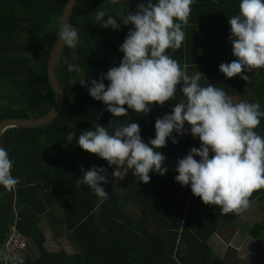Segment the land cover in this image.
<instances>
[{
  "label": "trees",
  "instance_id": "obj_1",
  "mask_svg": "<svg viewBox=\"0 0 264 264\" xmlns=\"http://www.w3.org/2000/svg\"><path fill=\"white\" fill-rule=\"evenodd\" d=\"M66 1L0 0V123L7 118L39 119L53 109L56 95L48 78L47 64L50 51L59 38L58 18ZM136 2L121 0L120 4L113 5L108 0H76L68 22L77 29L83 43L75 48L65 45L57 60L55 72L63 95L57 118L42 128L11 129L1 137L2 147L13 161L11 174L19 178V183L10 191L0 187V247L4 246L10 225L16 220L13 211L16 198L19 206L17 228L38 251L35 258L24 257V264H225L228 261V257L224 260L213 250L210 241L222 222L236 225L241 213L221 214L218 206L203 203L191 193L189 186H181L173 180L177 175L176 162L191 147H199L198 138L185 133L176 136L175 144L166 139L159 151L166 157L163 166L168 170L163 176L150 171L147 186L139 182L131 169L121 182H117L109 173L113 165L82 150L76 143L82 131L94 129L97 123L108 127L110 120L113 124L135 121L142 140L147 143L149 138H154L155 119L170 112L176 102L169 100L163 105L153 102L148 113L128 109L127 114L113 118L105 105L93 100L77 80L84 76L86 81L96 79L110 66L118 65L123 55L118 46L131 27L121 24L119 30L103 28L95 20V10L100 7L106 14L118 15L120 7L135 9ZM27 7L34 11L25 10ZM200 8L195 5V9ZM26 11L35 17L37 26L19 24L20 19L16 17L27 16ZM195 20L207 21L198 17ZM51 22L53 29L47 28ZM228 48L231 49V44L228 46L225 42L224 50ZM166 51L167 54L180 53L183 59L178 63L185 65L184 54L188 52L183 46ZM66 63L78 64L81 71H67ZM186 65H189L186 71L201 70L202 63ZM217 66L218 63L208 62L204 69L217 72ZM237 76L226 78V81L233 83ZM8 83L12 91L3 92L4 84ZM104 83L107 85L108 81ZM261 85L264 86V81ZM260 97H263L264 107V93ZM180 98L177 85L176 100ZM185 127H189L187 123ZM257 129L264 136V118ZM108 130L111 132V127ZM92 166H103L107 170L108 183L101 184L107 198L97 197L80 179L81 167L87 171ZM168 176L169 186L163 188ZM166 189L172 192L173 205L170 207L165 205L163 197ZM150 194L153 197L148 199L151 203L147 208L162 217V226L153 219L135 218L125 205ZM249 199L250 202L257 199L264 206V189L255 190ZM52 207L60 210L64 227L79 246L75 255L63 251L52 253L45 247L46 239L38 224ZM260 232H264V219L262 224L257 222L250 228L252 236Z\"/></svg>",
  "mask_w": 264,
  "mask_h": 264
},
{
  "label": "clouds",
  "instance_id": "obj_2",
  "mask_svg": "<svg viewBox=\"0 0 264 264\" xmlns=\"http://www.w3.org/2000/svg\"><path fill=\"white\" fill-rule=\"evenodd\" d=\"M108 2L118 5L121 0ZM194 3L195 0H138L134 12L125 9L110 15L103 8L95 10V20L103 28L119 30L121 24L131 27L118 46L123 53L118 65L110 66L96 79H77L88 95L102 102L113 118L127 114L128 109L148 113L153 102H176L170 112L155 119V135L147 143L135 121L113 124L111 120L107 125L111 132L97 123L94 129L82 131L76 143L109 166L115 165L113 178L124 179L131 169L139 182L147 183L150 171L163 176L168 170L163 166L166 157L159 151L166 139L175 144L176 136L190 133L198 138L199 147H191L178 159L174 180L189 186L203 203L218 206L221 214H239L248 209L252 193L264 189V136L255 131L264 110L258 102H233L212 83L201 85V71L189 75L186 66L167 54L166 50L182 45L183 26L188 23ZM228 24V39L236 59L221 62L218 71L225 78L239 74L241 80L247 81L249 71L264 68V0H238V12L228 17ZM58 26L63 45L75 48L83 43L77 29L63 17L58 18ZM66 68L69 72L81 71L78 64L66 63ZM12 165L8 151L0 146V187L6 191L19 183V178L11 174ZM81 172L82 183L97 197L107 198L101 186L108 183L106 168L92 166L84 171L81 167ZM0 264L24 261L10 249L0 247Z\"/></svg>",
  "mask_w": 264,
  "mask_h": 264
},
{
  "label": "crops",
  "instance_id": "obj_3",
  "mask_svg": "<svg viewBox=\"0 0 264 264\" xmlns=\"http://www.w3.org/2000/svg\"><path fill=\"white\" fill-rule=\"evenodd\" d=\"M135 1H137V4L138 0ZM195 5H198L201 8L195 9ZM125 9L133 12L136 10V8L134 9L132 6L125 7L124 5L120 7V12ZM237 12L238 0H195V3L191 6V12L188 17V23L187 25L183 26L185 38L181 46H183L186 49V52H188L184 54V66L188 68L189 65H186V63H202L200 67L201 70L199 71H201L205 77L202 76L201 80L199 81L201 85H207L208 83H212L215 87L222 88L226 92V94L233 100V102H238L240 100L258 102L261 106V109H263V97L260 96L262 93H264V86L261 85V83L264 81V68H257L256 70L254 69L255 71H249L247 73L248 80L245 81L244 84L239 78V74L237 77H235V79H233V83L228 84L226 78L221 72H208L204 69L208 62H215L219 65L221 62L227 63L233 59H236L232 55L231 49L228 48L227 50H224V48L225 42H227L228 46L231 44L228 39L230 28V25L228 24V17L237 14ZM123 14L126 15L127 12L125 11ZM196 17L204 18L207 21L195 22ZM168 55L177 60L178 62L183 59L181 58L180 53ZM195 71H197V69H189L186 72L187 74L191 75ZM255 131L261 135V132L257 129V127ZM115 167V165L111 167L109 171L110 175ZM169 178L170 176H168V179L166 180L163 188H167L169 186ZM113 179L117 182H121L122 180L116 178ZM145 186L147 185L145 184ZM167 191L168 189H166V193L163 197L166 201L165 205L167 207H170L171 205H173V203L171 202L172 199H170L172 197V192L170 193ZM145 193L146 192H144V194ZM151 195L152 194L148 195L145 198H141L139 201L136 202H134L133 200L128 201V203H126L125 205L129 206L128 211L132 212L135 218H143V220L153 219L157 225H160L163 220L162 217H158L153 211L147 208V206L151 203V201H148V199L153 197ZM15 201L13 205V211L14 218H16V220L12 222L10 227H17V223L19 220V206L18 204H16ZM251 203L252 201L250 202V204ZM239 218L240 216L236 220V225L234 227L230 226L225 222H222L220 224L221 227L219 231L212 237L213 239L217 236L219 238V241H221L222 244L226 245V251L231 249L223 257L224 260L228 257V261H225V264H250V259H252L253 256V254H250L247 256L246 259H243L239 256L241 246L234 240L240 236V233L242 231L241 228H243V224L242 222H240ZM167 226H170L169 221H167ZM167 226L164 227L168 228ZM38 227L45 236V247L49 252L57 253L63 251L65 254L71 256L79 252V246L76 243L73 235L71 233H68L66 227H64L60 210L57 207H52V209L45 213V215L40 219ZM234 228H240L239 234L238 230L235 231ZM253 237H258L259 239L264 240V232H260L258 236ZM27 239L28 246L22 257L24 258L29 255L32 258H35L38 255V251L37 249L35 250L36 247L34 246V244H32L28 237ZM263 253L264 241L259 244V248L257 251V257L260 258V261H262V259L264 260V258H262Z\"/></svg>",
  "mask_w": 264,
  "mask_h": 264
},
{
  "label": "water",
  "instance_id": "obj_4",
  "mask_svg": "<svg viewBox=\"0 0 264 264\" xmlns=\"http://www.w3.org/2000/svg\"><path fill=\"white\" fill-rule=\"evenodd\" d=\"M75 3H76V0H67L63 8L61 17L66 19L67 22H68L71 12L73 11ZM64 46L65 45L59 42V38H58L56 44L51 49L49 58H48V64H47L48 78H49V81L51 83L53 90L55 91V95H56L55 105L53 109L48 115H46L45 117L39 118V119L7 118L1 121L0 123V146H2L1 137L8 130H11V129H39V128L49 125L50 123H52V121L55 118H57L62 108L63 95L59 87V82L56 76L55 68H56L57 60Z\"/></svg>",
  "mask_w": 264,
  "mask_h": 264
},
{
  "label": "rangeland",
  "instance_id": "obj_5",
  "mask_svg": "<svg viewBox=\"0 0 264 264\" xmlns=\"http://www.w3.org/2000/svg\"><path fill=\"white\" fill-rule=\"evenodd\" d=\"M25 13L27 16L33 17V15L31 14L30 11H26ZM33 18L35 19V17H33ZM53 26H54V24H53ZM14 59L16 60V58H14ZM8 89L10 91H12L10 83L4 84L3 92L7 91ZM257 199L252 201V203L249 205L248 209L241 213L239 219H240V222H242V224L244 225V227L241 228L242 231L240 233V236L238 238L234 239L236 241V243H238L241 246L240 254H239V256L241 258L246 259L248 255L253 254L252 259H250V264H259V263L263 264L264 263L263 259H262V261H260V258L257 257V251L259 248V244H261V242H263L264 240L259 239L258 237L255 238L249 234L250 228H252L253 225L256 224L257 222L262 224L263 219H264V206H263V204L258 202ZM229 225L232 227L235 226L234 222L229 224ZM229 228H231V227H229ZM234 230L235 231L238 230V234H239L240 228H234ZM210 244H211L212 248L214 249V251L218 255L222 256V258L224 257V255H226L229 252V250H231V249H229L226 251V249H227L226 245L222 244V242L219 241V238L217 236L214 237L210 241ZM35 250H36V248H35ZM262 258H264V253H263Z\"/></svg>",
  "mask_w": 264,
  "mask_h": 264
},
{
  "label": "built area",
  "instance_id": "obj_6",
  "mask_svg": "<svg viewBox=\"0 0 264 264\" xmlns=\"http://www.w3.org/2000/svg\"><path fill=\"white\" fill-rule=\"evenodd\" d=\"M27 246V237L16 226L10 227V232L3 248L10 249L14 254L22 257Z\"/></svg>",
  "mask_w": 264,
  "mask_h": 264
},
{
  "label": "flooded vegetation",
  "instance_id": "obj_7",
  "mask_svg": "<svg viewBox=\"0 0 264 264\" xmlns=\"http://www.w3.org/2000/svg\"><path fill=\"white\" fill-rule=\"evenodd\" d=\"M25 10H33L34 11V9L33 8H30V7H27ZM16 18L17 19H20L19 24L20 25H23L24 27H26L28 25H31V24L37 26V24L35 22V19L33 17H29V16L20 17L19 16V17H16ZM47 28L53 29V23L52 22L49 23L48 26H47Z\"/></svg>",
  "mask_w": 264,
  "mask_h": 264
}]
</instances>
